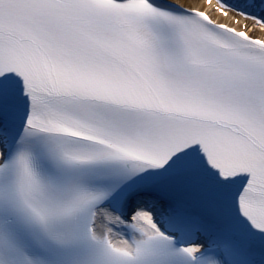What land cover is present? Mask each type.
<instances>
[{"label":"snow or ice","instance_id":"1","mask_svg":"<svg viewBox=\"0 0 264 264\" xmlns=\"http://www.w3.org/2000/svg\"><path fill=\"white\" fill-rule=\"evenodd\" d=\"M0 264H264V0H0Z\"/></svg>","mask_w":264,"mask_h":264}]
</instances>
